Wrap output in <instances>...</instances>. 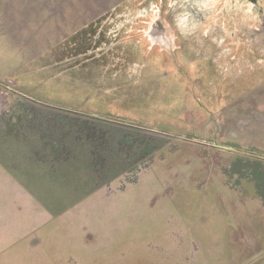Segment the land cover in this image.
<instances>
[{"label":"rangeland","instance_id":"1","mask_svg":"<svg viewBox=\"0 0 264 264\" xmlns=\"http://www.w3.org/2000/svg\"><path fill=\"white\" fill-rule=\"evenodd\" d=\"M0 93L71 153L0 180V264H229L225 185L264 192V0H0Z\"/></svg>","mask_w":264,"mask_h":264},{"label":"crops","instance_id":"2","mask_svg":"<svg viewBox=\"0 0 264 264\" xmlns=\"http://www.w3.org/2000/svg\"><path fill=\"white\" fill-rule=\"evenodd\" d=\"M9 104L8 98L0 93V180H4L5 185L7 181H14L13 187L18 186L15 181L31 180L32 183L19 185L38 189L40 184L37 181H40L42 172L60 171L53 165H64L70 157L71 153L61 147L62 144L66 145L68 134L61 137V134L57 135L58 130L52 128L58 121L56 109L46 112L47 109H25L10 107ZM255 176L247 181L246 190L238 188L237 194L233 191L234 187L225 185L226 193L230 194L224 209L228 214L225 226L234 231L241 229L240 235L233 232L226 235V240L222 242L239 244L235 250L228 248L229 264H241L243 259L256 258L253 253L259 249L264 253V226L260 225L262 220L258 216V212L263 211L264 192L259 188V173ZM192 243L201 242L194 240ZM243 244L252 245L253 253L248 255L249 251ZM205 261L209 264V261Z\"/></svg>","mask_w":264,"mask_h":264}]
</instances>
